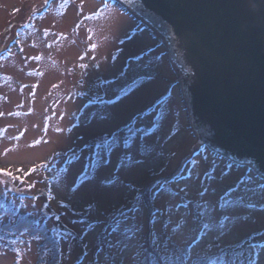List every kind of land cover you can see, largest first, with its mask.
Returning a JSON list of instances; mask_svg holds the SVG:
<instances>
[{
	"label": "rangeland",
	"instance_id": "obj_1",
	"mask_svg": "<svg viewBox=\"0 0 264 264\" xmlns=\"http://www.w3.org/2000/svg\"><path fill=\"white\" fill-rule=\"evenodd\" d=\"M24 3H28L27 9H21ZM24 3L0 0V168H11L17 176L21 174L16 171L19 168L26 172L33 167L36 170L29 172L23 186L19 181H9V187H16L17 192H5L0 184V200L19 213L35 216L52 231L64 225L73 234L66 239V233L53 231L60 247V264H113L109 250L106 247L99 250L103 233L111 215L122 206L130 208L136 204L138 192L147 193L149 188L158 192L152 202L145 197L141 212L136 214L143 226L140 239L147 246L150 232H158L166 219L158 216L153 222V209L164 211L171 205L172 219L176 222L184 215V208H175L183 202V194L171 193L185 185L196 188L203 182L210 189L203 199L218 206L228 189L239 184L242 192L245 185L240 182L248 176L253 179L248 187L264 184V179L249 165L238 167L228 159L210 155L182 111L183 103L176 88L165 103L155 101L166 88L171 89L170 83L178 77L181 80L157 30L140 25L137 17L122 10L124 19L117 22L114 7L96 11L91 1L86 8L77 10L68 1L53 0L49 10L41 14H29L34 0ZM81 64L89 65L86 87L92 91L70 100L69 96L78 92V82L83 83L80 78L85 70ZM93 64L99 67L93 68ZM138 76L144 78L134 81ZM98 78L111 83L93 87L99 84ZM97 96L114 103L88 104L89 99L95 100ZM144 108L150 109L147 115ZM137 112L143 119L136 115V122L145 128L158 121L155 131L144 142L150 148L155 147V156L149 159L148 166L156 173L164 171L154 176L125 162L119 169L124 183L105 185L101 190L98 182L113 178L124 150L117 149L107 157L110 163L105 164L104 159L94 163V145L103 142L104 134L131 121ZM84 145L91 147L85 149ZM196 148L197 163L183 169L184 175L191 170V179L166 184L163 190L154 187L156 180L168 179L183 157ZM132 152L135 159V147ZM229 164L231 168L227 167ZM208 174L214 178L209 179ZM3 180L5 177L0 173V181ZM128 183H133L134 189L127 188ZM28 184L34 187L28 188ZM212 188L217 192L211 193ZM237 195L234 192L231 198ZM32 196L38 199L28 198ZM188 199H197L193 191ZM246 203L256 207L218 210L212 221H193L189 227H181L177 241L183 248L191 243L194 251L210 255L218 254V249L209 247L214 243L233 248L241 243L248 248L255 243L256 264H264V196L258 195ZM89 206H93L91 211H87ZM56 215L60 216L59 221L53 218ZM225 215L233 219L225 221L221 231L219 223ZM205 222L214 225L211 230L203 228ZM253 234L257 237L250 238ZM15 241L11 246L0 245V264H36L38 241L27 233Z\"/></svg>",
	"mask_w": 264,
	"mask_h": 264
},
{
	"label": "water",
	"instance_id": "obj_2",
	"mask_svg": "<svg viewBox=\"0 0 264 264\" xmlns=\"http://www.w3.org/2000/svg\"><path fill=\"white\" fill-rule=\"evenodd\" d=\"M128 7L165 38L200 141L264 178V15L249 14L240 0Z\"/></svg>",
	"mask_w": 264,
	"mask_h": 264
},
{
	"label": "snow or ice",
	"instance_id": "obj_3",
	"mask_svg": "<svg viewBox=\"0 0 264 264\" xmlns=\"http://www.w3.org/2000/svg\"><path fill=\"white\" fill-rule=\"evenodd\" d=\"M240 2L245 6V11L249 14L264 15V0H240ZM129 3H131V0H115L113 6L115 8L114 15L117 17V22L124 19L120 12L121 8L130 10L128 9ZM141 3L146 4V0H141ZM116 5H119V8H116ZM140 10L144 11V8L141 7ZM92 47L95 48V45ZM80 67L85 70L81 74L80 78L83 83L78 82V92L70 95V100H72L74 96H87L89 92L92 91L91 88L86 87L88 84L89 73L87 69L89 68V65L81 64ZM92 67L98 68L99 65L93 64ZM108 83L111 82L99 79V84L94 85L93 87H103ZM122 91L126 92V89H123ZM119 99L120 97L117 96L116 100L118 101ZM94 102L100 104L114 103V101L111 100H104L102 96H97L95 100L89 99L88 104H92ZM176 114L178 116L179 112L177 111ZM157 116H159V113H157ZM101 119H103V117H101ZM139 119H143V116L141 115ZM157 126V120L153 121V126L151 128H145L138 124L136 119H133L132 121L125 123L123 126H118L113 131L104 134L103 142L96 143L94 145V149L92 150L94 163L100 161L101 159H104L105 164L110 163V159H107V157H110V155L117 149L123 148L124 150V153L120 157V163L116 166V170L112 174L113 178L111 180H100L98 182L101 190H103L105 185L115 186L124 183V181L120 179L119 169L124 166L125 162L129 165H133L137 169H145L154 176L163 173L164 169H160V173H156L148 166L149 159L155 156V147L150 148L144 142V138L151 135ZM177 130L179 129L177 128ZM212 135L213 133L209 131V138H211ZM90 147L91 146L89 145H84L85 149ZM134 147L136 148L135 159L133 158L132 152ZM214 152H216L217 156H220L221 159L223 158L217 149H214ZM201 153L204 154L205 159H207V155L206 153H203V149L201 150ZM73 155H75V153H73ZM192 163H195V161H192ZM212 163L214 172L216 166L215 157ZM227 167L231 168V165L229 164ZM35 170L36 169L33 167L26 172L23 168H19L16 171H19L21 174L17 176L11 168H0V173H3V176L5 177V180L0 181V184H3L5 192H17L19 190L16 187H9V181L13 183L19 181L21 182V186H23L26 176L29 172H33ZM208 175L209 179L214 178L211 174ZM191 178V170L188 171L187 175H184L183 171H181L177 175L172 176L170 179L156 180L154 187L159 190H163L166 184L189 180ZM196 178L200 179L199 176ZM240 183L245 185L243 191L241 192L239 184L235 188L228 189L220 197L223 202L218 206H211L208 201L203 199L210 191L209 187L204 185L203 182H201L200 186L196 188H193L190 185H185L180 188L178 192H172L171 195L173 196L180 195L181 193L183 194V202L175 205V208L176 210H179V208L182 207L185 209V213L180 218V221L176 222L172 219L173 207L171 205L166 206L164 211H161L160 209H153L151 212L153 222L157 220L158 216H165L166 219L163 220L158 232H150L147 246L145 242L140 239L143 226L139 222L136 214L141 212V201L145 197H147L149 202L154 201L158 192L154 191L153 188H149L147 193L138 192L135 197V205L130 208L122 206L120 210L110 216L109 224L106 226L103 233L102 245L99 250L102 251L103 248L106 247L109 250L110 258L112 259L113 264H115L117 260L120 261V264H256L254 253L257 249V245L255 243L249 245L248 248H245L243 243L236 248L214 243L209 247H215L218 249V254L210 255L194 251L191 243H189L188 247L183 248L176 239V234L181 227H189L193 221H212L214 214L218 210L234 208L237 206L249 209L255 208L256 205L253 203H246V201L258 195L264 196V184H257L253 187H248L249 184H253L251 176H248ZM27 187L31 188L34 187V185L28 184ZM126 187L134 189V184L128 183ZM190 191L195 193V196L197 197L195 201L188 199ZM216 192V188L211 189V193L214 194ZM234 192L239 193L235 199L231 198ZM28 198L32 200L38 199V197L35 196ZM190 205L192 207H189ZM92 207L93 206H89L87 211H91ZM9 214H11V216H9ZM6 217H9L11 220V223L6 226L7 231H13L20 227L16 222V209L14 206L12 208L0 210V225L4 224ZM53 218L56 221L60 220L59 215H56ZM230 219L233 218L228 215L223 216L219 223L221 231L224 230L225 221ZM213 226L214 225L209 222L203 223V228L205 229L211 230ZM61 229H63V231H61ZM28 230L29 229L27 227H24L23 233H27ZM53 231H56L61 235L66 233V239L72 237L73 235L72 233L67 232L64 225H60L58 228L53 229ZM23 233H21V235H23ZM114 235H116L117 238L113 239ZM0 239H3V236H0ZM34 239L41 240L45 239V237L43 235H37ZM12 243H16V241L13 240ZM53 243L55 246V242ZM54 264H59V260H54Z\"/></svg>",
	"mask_w": 264,
	"mask_h": 264
},
{
	"label": "flooded vegetation",
	"instance_id": "obj_4",
	"mask_svg": "<svg viewBox=\"0 0 264 264\" xmlns=\"http://www.w3.org/2000/svg\"><path fill=\"white\" fill-rule=\"evenodd\" d=\"M52 1L53 0H34L33 6L29 8V9H31L29 14H33V13L34 14H38V13L41 14V13L46 12L47 10H49V7L51 6ZM63 1H68L72 5V7L77 9V10H81L82 8H86L88 6V1H91V3H93V5L95 6L94 9L96 11H101V12L111 9V7L113 8L114 7L113 5L115 3V0H63ZM23 3H24V0H23ZM116 7L119 8V5H116ZM23 8L27 9L28 3H24L22 5L21 9H23ZM128 9H130V10H126L124 8H121L120 10H122L123 13H125L129 16L137 17L138 20L141 22L140 25L146 26V28L151 27V25L149 23H147L146 21H143L142 18L139 17L131 8L128 7ZM141 78H144V77L138 76L135 78L134 81H137L138 79H141ZM180 84H181V86H180ZM169 85L168 86L171 89L166 88V90L163 91L155 101L160 102L161 104L165 103L167 101V98H169L170 94L173 92L174 88H176L177 92L179 94L180 102L183 103L182 104L183 105L182 111L186 115H188V117L190 119L189 109L187 107L186 100H185L184 93H183V82H182V80H180V78L178 77V80L173 81L172 84L170 83ZM180 87H181V89H180ZM167 90H169V91H167ZM143 110L144 111L147 110V112L145 111L146 113L144 115H147V113L150 111L149 108H144ZM185 110H186V112H185ZM136 115L140 116L141 114H140V112H137L136 114L133 115L132 120L135 118ZM135 119H137V118H135ZM190 124H191V128L194 130L191 119H190ZM194 132L196 133L197 139L200 142V144L206 146L210 150V155L217 156L216 152H214V150L210 146H208L204 142L200 141L199 136L195 130H194ZM220 155L223 157L222 159H228L224 155H222V154H220ZM198 156H199L198 148L193 149L192 153L187 154L185 157H183V160L180 163H178L177 166L174 167V169H173L174 171L172 170L173 172L170 174V176H168V179H170L174 175H177L181 171H183V173H184L185 167L188 166V168H189L194 164V163H192V161H195L197 163L196 159L198 158ZM218 157H220V156H218ZM228 160H229V163H232L238 167H245L244 165H246V164H239V163L233 162L230 159H228Z\"/></svg>",
	"mask_w": 264,
	"mask_h": 264
},
{
	"label": "trees",
	"instance_id": "obj_5",
	"mask_svg": "<svg viewBox=\"0 0 264 264\" xmlns=\"http://www.w3.org/2000/svg\"><path fill=\"white\" fill-rule=\"evenodd\" d=\"M160 37L162 38V41L165 42L163 36L160 35ZM12 207L13 206H11L9 203L0 200V210ZM9 216H11V214H9ZM15 218L17 224L20 226L18 229H15L13 231H7L6 226L11 223L9 217H6L4 224L0 225V236H3V239H0V245L11 246L12 241L15 240L18 236H20L21 233H23L24 227H27L29 229L27 234H29L33 239L37 235H43L45 237V239L37 240L38 256L36 264H54V260H59L60 264V247L58 241L55 239L54 232L47 226V224L41 223L39 219H37L33 215H30L28 213H19L17 210ZM251 237H257V235L255 236L253 234V236H250V238ZM53 242H55V246Z\"/></svg>",
	"mask_w": 264,
	"mask_h": 264
}]
</instances>
